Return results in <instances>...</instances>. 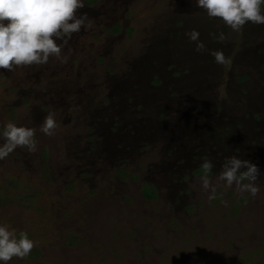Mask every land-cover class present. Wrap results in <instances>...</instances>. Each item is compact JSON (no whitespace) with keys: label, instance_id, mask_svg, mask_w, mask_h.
Masks as SVG:
<instances>
[{"label":"rangeland","instance_id":"rangeland-1","mask_svg":"<svg viewBox=\"0 0 264 264\" xmlns=\"http://www.w3.org/2000/svg\"><path fill=\"white\" fill-rule=\"evenodd\" d=\"M82 2L95 27L67 64L0 69V132L38 142L0 160V225L35 245L7 264H264V25L233 31L196 0ZM232 156L259 169L257 196L218 180Z\"/></svg>","mask_w":264,"mask_h":264},{"label":"clouds","instance_id":"clouds-1","mask_svg":"<svg viewBox=\"0 0 264 264\" xmlns=\"http://www.w3.org/2000/svg\"><path fill=\"white\" fill-rule=\"evenodd\" d=\"M264 0H196V7L203 9L209 18H219L225 26L239 31L246 23L264 25ZM82 0H0V69L9 72L21 66L45 65L50 58L61 64H67L69 54H64L71 34L87 31L95 27V22L86 12L77 15L82 9ZM189 42L195 43V51L207 52L219 65H227L230 59L222 50H209L199 40L195 29L186 32ZM217 42L226 37L223 32L210 33ZM55 113L49 112L44 118L40 131L53 136L57 128ZM35 128L17 126L12 122L4 125L0 138V160L5 159L16 148H27L29 152L37 150ZM214 165L208 159L201 164L204 172L202 188L211 190L209 201L216 199V188L211 184L208 173ZM260 176L256 165L247 160L232 156L221 167L218 180L224 181L227 188L235 185L239 194L258 195L260 188L257 179ZM34 241L26 232L9 230L0 225V262L7 264L13 258H26L34 247Z\"/></svg>","mask_w":264,"mask_h":264},{"label":"trees","instance_id":"trees-1","mask_svg":"<svg viewBox=\"0 0 264 264\" xmlns=\"http://www.w3.org/2000/svg\"><path fill=\"white\" fill-rule=\"evenodd\" d=\"M115 120V119H114ZM116 139V138H115ZM148 198L152 199V197L147 196Z\"/></svg>","mask_w":264,"mask_h":264}]
</instances>
